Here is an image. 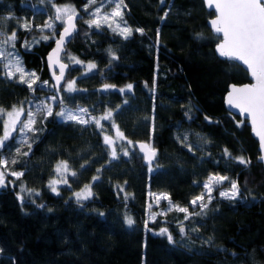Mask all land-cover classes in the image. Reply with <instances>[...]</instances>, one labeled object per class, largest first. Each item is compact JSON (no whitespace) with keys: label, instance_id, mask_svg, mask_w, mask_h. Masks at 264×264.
I'll use <instances>...</instances> for the list:
<instances>
[{"label":"trees","instance_id":"16d2710c","mask_svg":"<svg viewBox=\"0 0 264 264\" xmlns=\"http://www.w3.org/2000/svg\"><path fill=\"white\" fill-rule=\"evenodd\" d=\"M103 1L85 11L88 0H53L73 5L82 16L64 56L96 65L90 71L70 67L58 92L63 108L87 109L95 117L111 110L112 120L101 124L111 135L118 127L126 139L113 145V158L94 124L43 111L36 112L37 131L26 143L12 134L0 156L9 161V172L23 175L7 174L0 187V264H264V168L257 162L258 143L245 120L224 106L228 85L249 78L237 63L216 55L220 39L207 25L213 12L202 0H123L131 29L125 38L86 23ZM50 16V5L41 0H0L2 32L16 33L14 48L22 65L47 83L45 57L54 39L39 38L46 32L37 25ZM39 81L29 88L17 76L7 78L0 62V108L39 102L49 93ZM68 81L77 91L65 93ZM184 134L192 142L183 143ZM137 143L157 150L150 164ZM60 161L76 175L56 193L48 183ZM211 175L234 181L241 198H220L216 189L203 214L195 215L201 208L190 201L204 193ZM19 183L30 193L21 194ZM89 184L90 198L72 197ZM153 194L166 195L188 213L172 211L149 223ZM127 217L133 225H127Z\"/></svg>","mask_w":264,"mask_h":264},{"label":"snow or ice","instance_id":"6c2138e0","mask_svg":"<svg viewBox=\"0 0 264 264\" xmlns=\"http://www.w3.org/2000/svg\"><path fill=\"white\" fill-rule=\"evenodd\" d=\"M97 0H88V4L85 6V11L92 4H96ZM115 2V0H112ZM123 0L115 3V7L110 12L102 13L101 6L95 7V10L91 13L94 19L86 21L89 25H95L97 28L101 26V22L108 24L109 27H112V24L109 23V20H115V18L122 17L123 13L121 11V5ZM164 0H161L163 3ZM209 7H214V10L217 12V15L214 19L210 21L211 26L213 27L215 33L217 34L220 42L217 45L219 54L222 57H225L232 61L241 62L246 68L250 71L252 78L254 79L253 84L244 85L243 87L232 86L231 91L228 93L227 103L235 108H238L242 113L250 115L251 124L254 128L255 134L260 138L261 147L264 148V0H207ZM77 11L73 6L63 5L57 6L55 8L54 17L49 18V22L46 23L43 28L54 29L56 22H61L63 27V32L60 35L59 39H56V48L53 50V54L49 57L50 61L53 64H59L58 71L59 76H56V86L59 85V82L64 77V70L67 65H64L59 62V53L62 50V47L67 40L70 41L72 34L76 30V25L74 23L77 18ZM167 16V12H165ZM24 28H29V25L25 23ZM119 30L120 34L127 38L131 34V29L127 27H120V24L117 23L113 31ZM137 31H143L138 29ZM0 34H2V25H0ZM54 35V33H53ZM16 33L12 32L10 35L5 36L3 39H0V62H3V75L7 78L16 77L19 73V80L21 82L27 83L29 88H32V85L36 82L35 73H26L24 67L22 66V61L19 56H16L12 52L7 51V45L11 44L14 47V42L16 40ZM52 37L42 36L41 39L48 40ZM38 42V41H36ZM27 46V42H25ZM75 63H81L78 60L72 58ZM96 67L95 64H88L87 69L90 71ZM55 75V72L53 73ZM25 76L29 78L25 80ZM47 84V82H43ZM74 81L66 82V91L74 92L77 89L74 87ZM55 87V86H54ZM110 87V86H105ZM132 86L128 85L130 89ZM35 91V89H32ZM123 91V89H121ZM60 100L61 103L62 97L52 96L49 97L47 101H41L39 105H36L38 111L46 112L47 116L53 114L51 104L48 101L55 102ZM25 112L23 107L17 109L13 106L11 111H5L0 108V116L6 115L7 119L3 121V136L0 137V149L5 147V142L9 140L12 133L17 131V124L19 123L21 127L19 131L25 134V137L30 132H35L37 129L35 125V117L37 113L32 112L30 109L27 112V119L21 121L20 117ZM57 116L63 118L66 121H74L81 125L94 124L101 131H104V127L101 124L102 120H112L113 113L111 110L107 111L103 116L90 117L85 119L84 117L88 115V110L83 108L78 109H68L62 108V110L56 113ZM207 119V118H206ZM116 137L124 140V134L119 131L118 127L116 129ZM104 143L111 147L112 157L117 156L115 147V141L112 136L104 135ZM129 145H133L131 141H128ZM190 147V146H189ZM139 149L143 154V157L150 164L152 159L155 156V150L151 148L150 144L140 143ZM17 153L20 152V149L17 148ZM122 152L127 156L128 150L122 147ZM227 152V149H225ZM24 155H27L25 152ZM241 164H247L248 161L243 157L237 158ZM264 160V156L261 157ZM9 161L7 159L0 160V166L4 167V170H0V186L5 184V173L7 171L6 166ZM11 163L15 164L16 160L13 159ZM57 172H60L64 178L60 181L52 180L50 184L52 185V191H56L55 185L57 183L68 184V180L65 173L69 171V166L66 161H62L57 165ZM12 176L19 177L22 176L21 172H11ZM72 176H75L76 173L72 172ZM98 179L94 177L93 180ZM228 177L226 176H210L208 181L204 184L207 193H201L199 196L195 197L192 201V205L199 204L201 212L195 213V215H202L203 210L207 209L208 203L211 202L212 196V185L219 184ZM90 185H85L84 189L79 192L74 193L77 201L88 199L91 196ZM207 195L208 203L205 202L204 197ZM221 197L227 199H235L240 195L238 185L233 181L231 182L230 189L227 191H222L219 193ZM21 199H23L21 197ZM39 207H44L39 205ZM180 212L188 213L187 208H178ZM191 215V214H189ZM185 219H188V215L185 216ZM127 225L131 226L134 224V220L131 217L126 218ZM196 229H194L195 231ZM184 228H180V232L184 233ZM162 233H166L167 229H162ZM168 240L172 242L173 238L169 234Z\"/></svg>","mask_w":264,"mask_h":264},{"label":"rangeland","instance_id":"374dc122","mask_svg":"<svg viewBox=\"0 0 264 264\" xmlns=\"http://www.w3.org/2000/svg\"><path fill=\"white\" fill-rule=\"evenodd\" d=\"M43 3H46V4H49L50 5V7H51V16L50 17H54V15H55V8L57 7V6H63V5H70V6H73V5H71V4H68V3H64V4H56V5H54L53 4V0H41ZM118 2H120V0H115V2H112V0H105V1H103L102 3H100V4H98V5H95L94 6V8L91 10L92 12L95 10V7H97V6H101V8H102V13L101 14H103V13H106V12H110V11H112V9L115 7V3H118ZM74 7V6H73ZM75 8V7H74ZM76 9V8H75ZM125 6H124V4H123V2H122V5H121V11H122V13H123V15H122V17H120V18H115V20L113 21V20H109V23H111L112 24V27H109L108 26V24H105V23H103V22H101V26L100 27H102V26H104V27H106V28H109L110 30H112L113 31V29L116 27V24L117 23H119L120 24V27L121 28H123V27H127V28H129V26L127 25V22H126V20H125ZM76 11H77V18H81L82 16L80 15V13H79V11L76 9ZM90 19H94V17L91 15V17L89 18V20ZM49 22V18L46 20V22L44 23V24H42L41 26H39V24L37 25V27L38 28H42L46 23H48ZM93 27H95V28H97L95 25H92ZM62 28V26H61V22H56V25H55V28L54 29H47V28H43V30H42V32H46V33H42V36H45L46 34H48L47 36H50V37H52L54 40L57 38V34H58V32L60 31V29ZM130 29V28H129ZM116 33H118L120 36H122V37H124L123 35H121L120 34V32H119V30L117 29L116 31H115ZM12 32H10L8 35H10ZM53 33H54V35H53ZM4 33L2 32V34H0V39H3L4 37H5V34L3 35ZM7 35V36H8ZM42 36H40L39 38H41ZM7 51L8 52H12V53H14L16 56H18V54H17V52H16V50H15V48L11 45V44H9V45H7ZM63 60L65 61V62H68V64H69V66L71 67V68H74V67H78V68H80V67H82V68H86L87 69V64H83L82 62L81 63H75L74 62V60L72 59L73 57H71V56H68V57H66V56H64L63 55ZM75 59V58H74ZM75 60H77V59H75ZM23 66V65H22ZM24 67V66H23ZM25 69V68H24ZM88 70V69H87ZM25 72L26 73H34V72H30V71H27L26 69H25ZM19 73H17V77L19 78ZM29 77L28 76H25V80H27ZM35 80H36V82L34 83V84H36L38 81H39V77H38V75L37 74H35V78H34ZM39 83H40V85H41V87H43L44 88V90H47L49 93H46V94H43L42 96H40L39 97V102L41 103V101H47L48 100V98L49 97H52V96H60L61 97V95H60V92H58V91H56L55 89H54V86H53V84L50 82V83H47V84H44L43 82H41V81H39ZM65 93H67V94H69V93H72V92H67L66 91V86H65ZM39 102H34V103H29V105L27 106H18V107H16L17 109H19V108H21V107H23L24 109H25V112L21 115V117H20V119H21V121H24L25 120V118L27 117V112H28V110L30 109L32 112H34V113H36L37 111H38V109L36 108V105H39ZM49 102V104H51V107H52V112H53V114L54 115H56V113H58V112H60L61 110H62V108H63V106H62V104H61V102H60V100H57V101H55V102H52V101H48ZM29 107H31V108H29ZM78 109V108H77ZM6 112L7 111H11L12 110V108L11 109H4ZM73 110H75V109H73ZM52 114V115H53ZM45 115H46V112H45ZM47 116V115H46ZM57 116V115H56ZM1 118H3V121L4 120H6L7 119V116L6 115H3V116H0ZM58 118H60V119H63V118H61V117H59V116H57ZM90 117H95L90 111H88V115L87 116H85L84 118L85 119H89ZM99 117H101V116H99ZM99 117H97V118H99ZM36 118V117H35ZM27 119V118H26ZM21 127V125L18 123L17 124V131H15V132H13L12 134L14 135V134H17V140L19 141V142H21V143H26L27 141H28V134H27V136L25 137V134L24 133H21L20 131H19V128ZM103 133H104V135H109V136H112L113 137V139H114V141H115V143L116 142H120V141H123V140H121V139H119V138H117L116 137V130H115V132H114V135H111V134H109V133H107L106 131H105V129H104V131H102ZM3 136V134L0 136V137H2ZM181 138H182V142L183 143H190V142H192L190 139H189V135H187V134H184V135H182L181 136ZM196 144H198V143H196ZM5 158L3 157V156H0V160H4ZM61 162V161H60ZM59 164V163H58ZM57 164V165H58ZM57 165L55 166V176L50 180V181H52V180H56V181H60L62 178H64L63 176H62V174L60 173V172H57ZM0 170H4V167L3 166H0ZM17 172H21V171H17ZM11 172H9L8 170L6 171V173H5V184H6V176H7V174L8 175H10V176H12L11 174H10ZM22 173V172H21ZM70 175H71V172H70V170L67 172V173H65L64 174V176H66V178H67V180L69 181V177H70ZM211 176H217V175H211ZM20 177V176H19ZM19 177H15V176H12V178H14V179H17V178H19ZM50 181H49V183H48V188L49 189H51L52 190V185L50 184ZM227 182V183H226ZM231 182L232 181H228V180H225V181H223V182H221V183H219V184H213L212 185V192H211V196L213 197L214 196V191L216 190V189H219L218 190V195H219V193L220 192H222V191H227V190H229L230 189V185H231ZM9 183H11L12 185H13V183L12 182H9ZM4 184V185H5ZM223 184H228L227 185V187H223L222 185ZM62 185H65V184H63V183H57L56 185H55V187H56V193L60 190V186H62ZM68 185V184H67ZM67 185H65V186H62V187H66ZM90 185V190H91V193H92V189H91V184H89ZM0 187H2V186H0ZM18 189H19V191H20V193L21 194H24V195H26V194H29L30 192L29 191H27V190H25L24 189V187L19 183L18 184ZM82 189H84V188H82ZM81 189V190H82ZM81 190H79V191H81ZM79 191H76V192H79ZM76 192H73V194H72V197L73 198H75L76 199V197H75V195H74V193H76ZM204 193H207V189H205V187H204ZM240 193V192H239ZM91 196H92V194H91ZM90 196V197H91ZM89 197V198H90ZM219 197L220 198H223V199H227V198H225V197H221L220 195H219ZM241 197H240V195L239 196H237L235 199H240ZM234 199V200H235ZM204 200H206V201H208L207 200V195H205V197H204ZM230 200V199H229ZM192 201V200H191ZM191 201H190V204H191ZM191 206L192 207H197V206H199V204H197V205H192L191 204ZM178 208H184V207H181V206H176V205H174L171 201H170V199L166 196V195H164V194H153L152 195V201H151V203H150V209H149V211H148V213H147V219H148V222L150 223V222H152V221H154L155 219H157V217H160V218H162V219H166V216H167V214H169L170 212H172V211H175V212H177V213H180V211L178 210Z\"/></svg>","mask_w":264,"mask_h":264},{"label":"water","instance_id":"95a60500","mask_svg":"<svg viewBox=\"0 0 264 264\" xmlns=\"http://www.w3.org/2000/svg\"><path fill=\"white\" fill-rule=\"evenodd\" d=\"M202 2H203V5H204V7H205L206 10H208V11H212V12H213V17L210 18V19L207 21V25H208V27L210 28L212 34H214V35L217 36V34L215 33L213 27H212L211 24H210V21L216 17L217 12L214 10V7H209V6H208V2H207V0H202ZM74 23H75V25H76V30H75V32L72 34V37H71L70 41L66 39V41H65V43H64V45H63V47H62V50H61L60 53H59V62L62 63V64H64V65H67V67H66L65 70H64V77H63V79L59 82V85H58V86H56V79H55V77L60 75V73H59V71H58L59 64H53L52 61H50L49 57L53 54V50L56 48V43H55V41H56V39H59L60 35L62 34V32H63V27H62V28L60 29V31L58 32V34H57V38L54 40L51 49L49 50V52L46 54V57H45V63H46L47 71H48V74H49V77H50V80H51L53 86H55L54 89H55L56 91H59V90L61 89V87L63 86V84H64V82H65V80H66V77H67V73H68V71H69V69H70L69 64L66 63V62L63 60L62 57H63L64 53L66 52V48H67V46H68V45L70 44V42L72 41V38H73L74 34H76V33L79 31L78 18L75 19ZM219 42H220V40L218 41V43H219ZM218 43H217V44L215 45V47H214V51H215L216 55H217L220 59H222V60H229V59H227V58H225V57H222V56L219 54L218 49H217V45H218ZM229 61H232V60H229ZM233 62L237 63L239 66H241V67L247 72V74H248V78H249V82H246V83H243V84H234V83L229 84V85H228V88H227V92H226L225 95H224V106H225V108H226L230 113H232V114L238 116V117H239L240 119H242V120H245L246 124L249 126V128H250V133H251L252 137H253V138L257 141V143H258V152H259V155H258V157H257V162L260 163V164H262V166H263V168H264V160L261 159V157L264 156V148L261 147L260 138L255 134L254 128H253V126H252V124H251V118H250V115H249V114H246V113H242L238 108H235L234 106H231V105H229V104L227 103L228 93L231 91V88H232L233 85H235L236 87H243L244 85L253 84V83L255 82L254 79L252 78L251 74H250V71L246 68V66H244L241 62H238V61H233ZM54 72H55V75L53 74ZM139 144H140V143H137L136 146H137L138 150L140 151V149H139ZM140 152H141V151H140ZM156 153H157V150H155V155H156ZM154 157H155V156H154ZM153 159H154V158H153ZM153 159H152V161H153ZM145 160H146V159H145ZM146 162H148V161L146 160Z\"/></svg>","mask_w":264,"mask_h":264}]
</instances>
